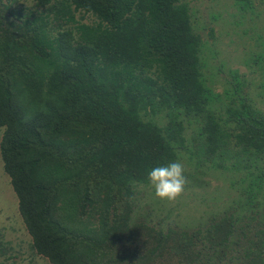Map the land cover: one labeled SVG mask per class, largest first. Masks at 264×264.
Segmentation results:
<instances>
[{
	"label": "trees",
	"instance_id": "16d2710c",
	"mask_svg": "<svg viewBox=\"0 0 264 264\" xmlns=\"http://www.w3.org/2000/svg\"><path fill=\"white\" fill-rule=\"evenodd\" d=\"M30 1L76 22L59 31L50 11L0 0V151L36 253L50 264H264V34L245 60L259 66V99L255 69H229L216 91L221 68L205 59L190 0ZM176 160L191 180L216 171L227 182L192 226L139 205L148 173Z\"/></svg>",
	"mask_w": 264,
	"mask_h": 264
},
{
	"label": "rangeland",
	"instance_id": "374dc122",
	"mask_svg": "<svg viewBox=\"0 0 264 264\" xmlns=\"http://www.w3.org/2000/svg\"><path fill=\"white\" fill-rule=\"evenodd\" d=\"M13 4L18 9L26 8L24 12L38 11V9L50 11L48 20L56 29L63 31L68 27L75 30L76 22H69L68 15L62 12L55 19L57 13L53 9L37 6L33 1L13 0ZM190 6L196 21V29L208 42V48L205 47V59L211 63L210 66H214L213 70L217 71V68H221L219 75L223 77L218 75L220 78L215 82L216 91L223 92L225 89L226 80L229 78V69L238 68L243 73H249L251 69H255L253 81H251L254 93L260 99L259 66L255 65L252 68L251 65H247L245 60L259 46V43L251 46L252 36L256 33L264 34V29H261V26L264 28V0H190ZM73 12L75 17L83 23H96V21L80 19L83 16L80 11L73 9ZM7 15L11 18L10 13ZM75 35L76 37L80 36L79 33ZM257 39L261 40V38ZM250 77H252L251 74L249 79H251ZM211 82L213 83V81ZM258 104L264 108V100L263 104L261 102ZM3 133L4 128L0 127V143ZM3 166L0 151V241L3 245H0V249H5V252L0 255V264H10L12 260H15V264H50L46 258L38 255L32 246L31 236L19 211L17 194L10 176L4 172ZM217 174L216 171H213L212 174L200 173L197 177L198 180L196 178L191 180L187 176L188 183L185 191L175 203H169L156 197L155 189L151 183L142 184L139 186L138 194L139 205L143 208L142 212L148 213L149 208L157 210L164 206L166 209L172 210V213L169 214L171 218H168L162 209L161 216L165 219L174 220L173 223L180 222L185 226L195 225L196 221H199V217L206 216L208 212L209 196L219 190L223 195L225 191L223 188L227 186V182L220 177L224 174L220 173V176ZM220 187L222 189H217ZM153 214L156 215V213ZM10 254H13V258L8 259Z\"/></svg>",
	"mask_w": 264,
	"mask_h": 264
},
{
	"label": "clouds",
	"instance_id": "9594fccd",
	"mask_svg": "<svg viewBox=\"0 0 264 264\" xmlns=\"http://www.w3.org/2000/svg\"><path fill=\"white\" fill-rule=\"evenodd\" d=\"M148 179L156 197L169 203H175L182 196L188 183L184 165L179 160L154 167L148 173Z\"/></svg>",
	"mask_w": 264,
	"mask_h": 264
}]
</instances>
